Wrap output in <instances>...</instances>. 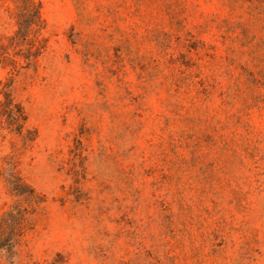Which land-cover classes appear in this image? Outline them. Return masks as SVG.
<instances>
[{
	"label": "rangeland",
	"instance_id": "obj_1",
	"mask_svg": "<svg viewBox=\"0 0 264 264\" xmlns=\"http://www.w3.org/2000/svg\"><path fill=\"white\" fill-rule=\"evenodd\" d=\"M1 84L0 264H264V0H0Z\"/></svg>",
	"mask_w": 264,
	"mask_h": 264
},
{
	"label": "trees",
	"instance_id": "obj_2",
	"mask_svg": "<svg viewBox=\"0 0 264 264\" xmlns=\"http://www.w3.org/2000/svg\"><path fill=\"white\" fill-rule=\"evenodd\" d=\"M25 12L28 16V30L39 32L42 26L38 9L33 7ZM41 47L35 48L37 52ZM0 129L19 135L25 145L30 144L36 137V131L29 124L24 107L14 100L9 86L4 84L0 85Z\"/></svg>",
	"mask_w": 264,
	"mask_h": 264
}]
</instances>
